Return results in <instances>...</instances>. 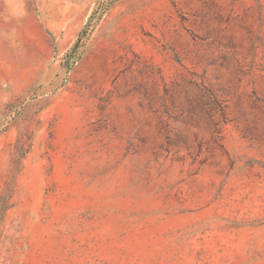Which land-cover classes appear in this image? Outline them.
<instances>
[{
	"label": "rangeland",
	"instance_id": "374dc122",
	"mask_svg": "<svg viewBox=\"0 0 264 264\" xmlns=\"http://www.w3.org/2000/svg\"><path fill=\"white\" fill-rule=\"evenodd\" d=\"M0 264H264V0H0Z\"/></svg>",
	"mask_w": 264,
	"mask_h": 264
}]
</instances>
